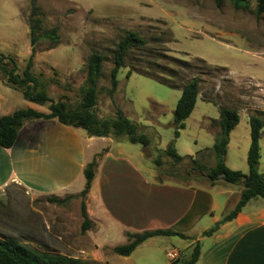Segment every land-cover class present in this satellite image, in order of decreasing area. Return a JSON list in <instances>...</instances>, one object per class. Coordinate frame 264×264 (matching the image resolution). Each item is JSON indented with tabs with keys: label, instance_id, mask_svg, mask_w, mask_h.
I'll return each mask as SVG.
<instances>
[{
	"label": "rangeland",
	"instance_id": "1",
	"mask_svg": "<svg viewBox=\"0 0 264 264\" xmlns=\"http://www.w3.org/2000/svg\"><path fill=\"white\" fill-rule=\"evenodd\" d=\"M14 2L0 0V54L15 57L17 74L21 76L28 59L24 55V43L28 41L31 46V40L29 36L24 40V27L19 18L16 21L8 19L10 10H14ZM247 2V8L236 9L232 0H38L39 35L55 30L57 41L46 38L33 41L31 49L34 47L35 53L31 73L38 90L45 91L54 103L64 102L73 111L78 108L83 95L88 56L93 52L102 55L104 61L96 85L95 114L99 120H110L119 109L137 126L138 133L149 138V157L143 161L147 174L155 169L158 171L156 179L211 185L206 175L216 160L205 150L212 146V141H208V132L202 126L215 136L219 132L215 118L221 107L234 109L241 118L239 133L231 138L225 164L247 174L249 126L246 121L257 117L263 123L258 170L264 174V14H255V0ZM20 5L28 18V0H23ZM26 32H29L28 26ZM128 32L145 39L147 45L128 52L117 77L118 88L110 97L107 89L110 87L113 51ZM175 59L186 61L189 66ZM9 68L11 64L7 66ZM129 69L133 74L126 79ZM169 70L176 71L177 75L170 74ZM140 74L154 75L174 88ZM192 75L200 79L197 104L186 128L174 140L173 110L181 94L182 78ZM13 95L23 100L19 91H14ZM41 111L49 113L48 104L43 105ZM121 139L136 152L143 148L131 144L127 137ZM171 143L178 155L188 158L174 164L165 154ZM136 152L130 153L136 155ZM156 159L160 165L154 167ZM216 184L224 188L227 183L220 180ZM228 189L236 193L241 190V184L231 185ZM80 192L62 195L60 199L72 198L59 205L49 203V196L33 195L16 183H8L0 189V239H15L39 251L82 261H98L95 249L98 243L90 234L93 227L81 231ZM233 196L227 208L220 204L222 209H230L222 217L234 209L239 195ZM93 199L94 196L90 200L92 211L95 207ZM223 199L224 196H218V203ZM84 202L86 205V197ZM257 203L264 204V198L251 200L245 211L252 208L257 217L262 218L264 210H259ZM209 220L205 218L199 226H206ZM122 239L115 235L106 245H123ZM156 239V244L134 252L129 261L109 250H99L100 256L109 264H166L168 259L164 250L186 244L178 238H169L173 245L166 239ZM178 255L172 264L187 261L190 253L187 255L186 250L180 249Z\"/></svg>",
	"mask_w": 264,
	"mask_h": 264
},
{
	"label": "crops",
	"instance_id": "2",
	"mask_svg": "<svg viewBox=\"0 0 264 264\" xmlns=\"http://www.w3.org/2000/svg\"><path fill=\"white\" fill-rule=\"evenodd\" d=\"M22 1L15 0L14 10H10L8 19L16 21L19 18V23L24 27L23 36L26 41L29 32H26L27 13L24 8H20ZM207 26L212 27L209 24ZM26 42L24 55L28 58L31 55V47L28 41ZM117 81L119 85V80ZM14 91L16 90L8 87L0 78V117L10 115L19 109H32L44 113L41 111L43 106L18 99L13 95ZM179 91L181 93V89ZM19 104L22 106L17 108ZM189 117L185 121V128ZM215 119H218V113ZM240 122L241 118L230 132L227 149L233 135L239 133ZM246 124L249 126V119ZM202 128L208 132L206 136L213 145L214 134H211L206 126ZM243 137L245 140V133ZM121 138L124 136L91 137L85 130L62 125L55 119L26 121L20 128L14 145L8 149L0 147V189L12 182L33 195L58 198L67 193L82 191L83 189H80L85 184L83 170L95 158L97 167L85 205L88 218L93 223L94 230L90 234L98 243V247L95 248L98 261L92 262H106V258L103 260L100 252L109 250L110 253L117 247L106 245L115 235L122 236L126 244V233L170 229L184 235L186 239L149 238L138 245L132 254L156 244V238L166 239L170 245L174 243L169 238H178L180 242L186 244L183 247L177 246L179 248L172 246L173 250L165 247L164 254L168 251L178 253L180 249H184L188 255L198 242L200 256L195 264H264V217L258 218L257 212H253L252 208L245 211V206L251 200L235 219L220 224L212 235H203L222 220L225 211H230L222 209L220 204L227 208L233 195L237 197L241 190L232 193L228 189L230 184L222 188L216 183L204 186L192 182L185 184L188 181L182 180L158 181L156 179L158 171L155 169L154 172L147 174L143 161V158L149 157L147 149L150 143L136 152V149L126 145V140L124 139V143ZM131 151H135L136 155L130 153ZM76 184L79 187L76 188ZM93 196L94 211L90 210V200ZM218 196H224L220 203L217 200ZM257 204L260 205L259 210H264V204ZM205 218L210 220L206 221V226L200 227V222ZM132 254L124 259L129 261ZM172 262L168 259L166 264Z\"/></svg>",
	"mask_w": 264,
	"mask_h": 264
},
{
	"label": "trees",
	"instance_id": "3",
	"mask_svg": "<svg viewBox=\"0 0 264 264\" xmlns=\"http://www.w3.org/2000/svg\"><path fill=\"white\" fill-rule=\"evenodd\" d=\"M38 0H28L29 14L27 18V26L29 30V38L32 41H36L40 38L50 39L53 42L57 41L56 31L51 30L48 33L40 34L41 20L39 18V12L37 7ZM255 14L260 16L264 14V0H255ZM232 4L236 9L247 8V0H232ZM220 3L218 1L217 6ZM147 42L145 39L136 35L133 32H128L122 37L114 51H113V67L110 70V87L107 89L108 96L112 97L117 90L118 81L117 76L119 70L124 67L125 57L128 52L133 49L145 47ZM35 49H31V55L28 57L26 66L23 69L21 76L17 74V66L15 57L6 56L0 54V74L4 83L19 91L24 100L43 106L48 104V114L40 113L32 109H19L14 111L10 115L0 117V147L8 149L11 148L17 138L20 128L26 121L30 120H42L48 121L55 119L60 124L65 126H72L75 128H81L91 137H106L113 135L114 137H127L131 144H139L143 147L149 145V138L143 134L138 133L137 126L127 119L123 113L117 109L115 111V117L113 119L99 120L95 114L94 108L96 106L97 98V82L101 76L103 57L98 53H91L86 61V77L83 86V95L81 102L77 109L70 111L67 105L62 102L54 103L46 94L45 91L38 90L36 81L31 73L33 67V57ZM177 62L184 66H189L186 61L175 59ZM199 61L205 64V61L199 59ZM11 64V68L7 69V66ZM170 74L177 75L176 71L169 70ZM178 72V71H177ZM133 71L129 69L125 75L128 79ZM143 77L152 79L162 85L170 88H174L166 84L162 79L157 78L154 75L140 74ZM175 77V76H173ZM181 96L178 99L175 109L173 111L172 126L174 129V140L180 135V131L185 128V121L194 110L197 97L199 94L200 79L196 75H192L190 78H182ZM240 117L234 109L221 107L218 110V125L219 132L214 137V142L211 148L205 149L210 152L216 162L215 165L208 169L206 178L211 185H214L217 181H223L227 184L236 185L241 184V191L239 199L234 209L227 213L221 221L216 223L208 231L204 232V236H210L216 232L220 224L230 222L236 218L241 212L242 208L254 198H264V174L258 170V162L260 159V132L263 128V123L257 117L249 118L250 127V144L247 151L246 162L248 166V173L243 174L240 171L232 170L225 164V155L227 152V146L229 143V135L232 129L239 123ZM165 154L172 160L174 164H179L188 157L180 156L173 148V143L166 149ZM194 164H197L195 160H192ZM156 166H159V161H154ZM97 167V160L92 159L84 168L83 175L85 184L83 190L80 192L81 201V217L82 225L81 231L86 232L93 227V223L89 220L86 213V206L84 199L90 191L92 181L95 176V169ZM161 181V178H157ZM69 198L65 197L60 199L55 196L48 197L49 203L63 204ZM153 237H178L180 239H186V237L180 233L174 232L170 229H157L150 231H143L141 233L130 234L126 233L127 243L121 246H117L112 249V252L118 256L127 257L132 254L135 248ZM200 256V244L196 242L191 249L189 258L187 261H183L181 264H195ZM0 264H109L82 261L78 258L64 256L60 254H52L50 252L39 251L37 249L30 248L15 239H0Z\"/></svg>",
	"mask_w": 264,
	"mask_h": 264
},
{
	"label": "built area",
	"instance_id": "4",
	"mask_svg": "<svg viewBox=\"0 0 264 264\" xmlns=\"http://www.w3.org/2000/svg\"><path fill=\"white\" fill-rule=\"evenodd\" d=\"M166 256H167V258L170 260V261H173V260H175L177 257H178V253H176V252H167L166 253Z\"/></svg>",
	"mask_w": 264,
	"mask_h": 264
},
{
	"label": "water",
	"instance_id": "5",
	"mask_svg": "<svg viewBox=\"0 0 264 264\" xmlns=\"http://www.w3.org/2000/svg\"><path fill=\"white\" fill-rule=\"evenodd\" d=\"M30 45H31L30 47H32V46L34 45V42H33L32 40H31V43H30Z\"/></svg>",
	"mask_w": 264,
	"mask_h": 264
}]
</instances>
